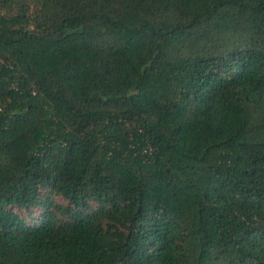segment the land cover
I'll use <instances>...</instances> for the list:
<instances>
[{"label":"trees","instance_id":"obj_1","mask_svg":"<svg viewBox=\"0 0 264 264\" xmlns=\"http://www.w3.org/2000/svg\"><path fill=\"white\" fill-rule=\"evenodd\" d=\"M0 264H264V0H0Z\"/></svg>","mask_w":264,"mask_h":264}]
</instances>
